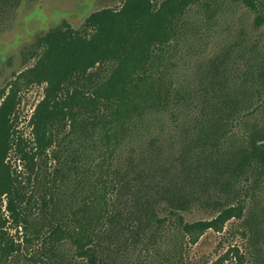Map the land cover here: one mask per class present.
<instances>
[{
    "label": "trees",
    "instance_id": "trees-1",
    "mask_svg": "<svg viewBox=\"0 0 264 264\" xmlns=\"http://www.w3.org/2000/svg\"><path fill=\"white\" fill-rule=\"evenodd\" d=\"M230 1L252 25L185 71L217 0H124L23 51L0 93V264H186L231 220L248 246L210 264H264V0Z\"/></svg>",
    "mask_w": 264,
    "mask_h": 264
},
{
    "label": "rangeland",
    "instance_id": "rangeland-1",
    "mask_svg": "<svg viewBox=\"0 0 264 264\" xmlns=\"http://www.w3.org/2000/svg\"><path fill=\"white\" fill-rule=\"evenodd\" d=\"M124 0H0V93L9 86L26 67L34 63V58H24L23 51L34 44L39 34L59 25L80 27L94 11L105 7H119ZM219 12L217 23L204 34H198L192 57L183 62L180 71L196 66V59H202L213 53L219 46L231 40L232 34L245 25H252V15L246 6L230 0H217ZM249 11V13H248ZM198 10L190 17L198 22ZM198 16V17H197ZM202 25V24H201ZM203 28L200 32H203ZM264 33V29H262ZM261 35V34H260ZM264 38V35H263ZM188 51V48L184 49ZM44 95V85H32L23 88L18 105V126L29 133V119L36 104ZM144 124H148L147 121ZM158 124L154 126V131ZM143 131V130H142ZM143 133H147L144 132ZM209 216L205 211L196 209L187 215L189 221ZM237 220L226 223L223 231H206L195 243L184 251L186 264H210L224 256L233 245L242 250L248 246V239L235 229ZM230 263L226 261L225 264Z\"/></svg>",
    "mask_w": 264,
    "mask_h": 264
}]
</instances>
